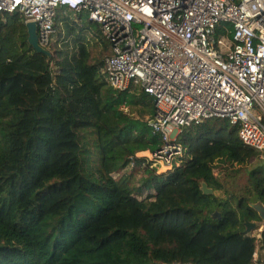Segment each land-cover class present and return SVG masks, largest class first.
<instances>
[{"label":"trees","instance_id":"16d2710c","mask_svg":"<svg viewBox=\"0 0 264 264\" xmlns=\"http://www.w3.org/2000/svg\"><path fill=\"white\" fill-rule=\"evenodd\" d=\"M75 18L57 20L48 58L19 12L0 16V264L261 262L245 220L264 221V152L214 119L184 128L183 163L159 172L138 155L163 144L154 96L113 89L110 41Z\"/></svg>","mask_w":264,"mask_h":264},{"label":"built area","instance_id":"2783aa9c","mask_svg":"<svg viewBox=\"0 0 264 264\" xmlns=\"http://www.w3.org/2000/svg\"><path fill=\"white\" fill-rule=\"evenodd\" d=\"M68 11L110 41L102 71L113 89L154 96L149 125L163 144L153 166L182 164V130L214 119L239 124L243 142L264 152V0H0V16L35 22L47 49Z\"/></svg>","mask_w":264,"mask_h":264},{"label":"water","instance_id":"95a60500","mask_svg":"<svg viewBox=\"0 0 264 264\" xmlns=\"http://www.w3.org/2000/svg\"><path fill=\"white\" fill-rule=\"evenodd\" d=\"M27 32H28V42L29 44L36 50V52L46 55L48 58L52 57V52L41 46L38 41L37 34V24L33 21L26 22ZM202 189L204 193H213V189L209 188L205 182L202 183ZM251 206L259 213L260 217L264 220V204L261 202H254ZM212 216L214 218H220L221 214L218 211H215ZM246 233L253 232L256 227V222H251L249 220H245Z\"/></svg>","mask_w":264,"mask_h":264},{"label":"rangeland","instance_id":"374dc122","mask_svg":"<svg viewBox=\"0 0 264 264\" xmlns=\"http://www.w3.org/2000/svg\"><path fill=\"white\" fill-rule=\"evenodd\" d=\"M84 20H85V18H84ZM55 39H56V36L54 37V41H55ZM138 155L139 156H145L147 158H150L151 153L150 152H142V153H139ZM158 170H159V172H164L167 169H164L163 167H160ZM215 174H217L218 176H221V173H219V169H216L215 170Z\"/></svg>","mask_w":264,"mask_h":264},{"label":"crops","instance_id":"0c3cea01","mask_svg":"<svg viewBox=\"0 0 264 264\" xmlns=\"http://www.w3.org/2000/svg\"><path fill=\"white\" fill-rule=\"evenodd\" d=\"M167 171V170H166Z\"/></svg>","mask_w":264,"mask_h":264}]
</instances>
